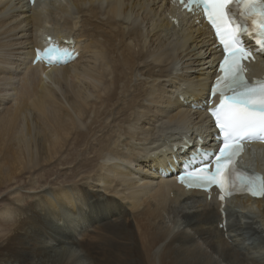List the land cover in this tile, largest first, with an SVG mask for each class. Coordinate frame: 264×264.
Here are the masks:
<instances>
[{
	"label": "bare ground",
	"instance_id": "bare-ground-1",
	"mask_svg": "<svg viewBox=\"0 0 264 264\" xmlns=\"http://www.w3.org/2000/svg\"><path fill=\"white\" fill-rule=\"evenodd\" d=\"M166 12L169 0H0V178L30 176L26 199L4 197L1 218L20 222L0 264H264V196L227 201L223 217L174 179L212 140L220 53L205 24ZM47 35L77 58L31 65ZM254 149L245 163L264 173ZM63 219L74 237L52 241L46 223L51 235Z\"/></svg>",
	"mask_w": 264,
	"mask_h": 264
},
{
	"label": "snow or ice",
	"instance_id": "snow-or-ice-1",
	"mask_svg": "<svg viewBox=\"0 0 264 264\" xmlns=\"http://www.w3.org/2000/svg\"><path fill=\"white\" fill-rule=\"evenodd\" d=\"M189 4L203 10L224 55L219 64L224 75L217 77L218 82L223 81L218 93L222 99L211 112L222 137L218 152L214 154L216 173L210 174L212 161H203L200 171L209 174L191 176L189 183L206 187L216 180L223 186L225 175L237 171L234 158L242 150L241 142L264 139V81L249 82L241 64L253 57V49L244 42L245 37L264 53V0H189ZM233 9L239 11L241 19L250 20L258 31L250 32L236 18ZM216 94L213 88L212 95ZM240 183L248 186L253 194L258 191L264 195V180L257 182L240 177Z\"/></svg>",
	"mask_w": 264,
	"mask_h": 264
},
{
	"label": "rangeland",
	"instance_id": "rangeland-1",
	"mask_svg": "<svg viewBox=\"0 0 264 264\" xmlns=\"http://www.w3.org/2000/svg\"><path fill=\"white\" fill-rule=\"evenodd\" d=\"M192 140L195 141L193 138H192ZM24 173H23V175H21V177H19L18 179H15L12 182V185H14V187H16L15 189H14V187H11V186L10 187H7V186L5 187V185H7V184H3V180L0 178V180H1L0 181V209L2 207H4L5 206V203L7 202V201H5V198L9 199L8 200L9 203H12V202H10V200H13V198H14L12 196H18L20 194L21 197H23L24 199H26L29 196V193H28V190H29L28 181L29 180L28 179L30 178V176L27 173H25V174ZM38 174H39L38 176L41 175V173H38ZM52 178L54 179L55 178V175L52 176ZM52 178H49V179H52ZM45 182H46V180H44L42 183H45ZM45 186L47 187L48 184L45 185ZM11 191L13 193H10ZM16 191H17V193H16ZM28 200H26L24 202V204L27 203ZM10 207H11V209H15L16 208V207H14V205H11ZM82 215H84V214H82ZM13 218L14 219H17V220H14ZM4 219H5L4 217L1 218V214H0V258L2 256L9 257L12 254V252H14L13 249H14L15 246H14V243H13V237H14V231H15V227H16L15 225H16L17 222H20L19 221V217H16V216H13L12 217V220L13 221L12 220H9L8 221V220H6V219L4 220ZM87 219H88V217H87ZM67 224H68V222L63 219L62 222H61V224H60V226L58 227V229H56L50 235L51 222L46 223V230L48 231L49 238H51L52 241L53 240L55 241L56 239L60 238L62 235H63V238L65 236L69 237L70 235H72L74 237L73 234L69 233ZM45 233H46L45 235H47V232L46 231H45ZM258 241H259L258 238H255L253 236L252 239L249 240V243L256 244ZM64 245H67V244H64ZM69 246L70 245H68L66 247H69ZM58 250H60V249H58Z\"/></svg>",
	"mask_w": 264,
	"mask_h": 264
}]
</instances>
